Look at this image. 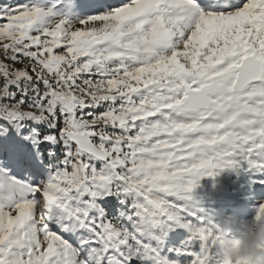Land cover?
Here are the masks:
<instances>
[{"label": "snow or ice", "instance_id": "1", "mask_svg": "<svg viewBox=\"0 0 264 264\" xmlns=\"http://www.w3.org/2000/svg\"><path fill=\"white\" fill-rule=\"evenodd\" d=\"M225 169L264 195V0H0V264H221Z\"/></svg>", "mask_w": 264, "mask_h": 264}, {"label": "rangeland", "instance_id": "2", "mask_svg": "<svg viewBox=\"0 0 264 264\" xmlns=\"http://www.w3.org/2000/svg\"><path fill=\"white\" fill-rule=\"evenodd\" d=\"M256 178L243 169H225L215 177L201 178L192 195L201 201V207L215 223L222 227L227 224L232 229L241 228L250 223L256 202L264 199L257 186H247ZM186 239L187 233L183 229H174L169 233L165 251L168 247L182 246Z\"/></svg>", "mask_w": 264, "mask_h": 264}, {"label": "clouds", "instance_id": "3", "mask_svg": "<svg viewBox=\"0 0 264 264\" xmlns=\"http://www.w3.org/2000/svg\"><path fill=\"white\" fill-rule=\"evenodd\" d=\"M216 253L221 264H264V228L251 224L227 227L217 242Z\"/></svg>", "mask_w": 264, "mask_h": 264}, {"label": "bare ground", "instance_id": "4", "mask_svg": "<svg viewBox=\"0 0 264 264\" xmlns=\"http://www.w3.org/2000/svg\"><path fill=\"white\" fill-rule=\"evenodd\" d=\"M249 183H251V184H248L247 186H249V185H250L251 187H255V186H256V185H253L252 182H249ZM241 200H242V199H241Z\"/></svg>", "mask_w": 264, "mask_h": 264}]
</instances>
